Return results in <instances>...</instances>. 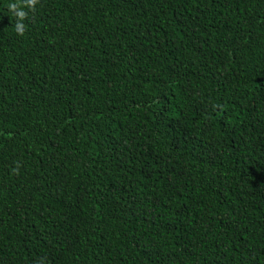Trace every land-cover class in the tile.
I'll list each match as a JSON object with an SVG mask.
<instances>
[{
  "label": "trees",
  "instance_id": "16d2710c",
  "mask_svg": "<svg viewBox=\"0 0 264 264\" xmlns=\"http://www.w3.org/2000/svg\"><path fill=\"white\" fill-rule=\"evenodd\" d=\"M0 0V264H264V0Z\"/></svg>",
  "mask_w": 264,
  "mask_h": 264
},
{
  "label": "clouds",
  "instance_id": "9594fccd",
  "mask_svg": "<svg viewBox=\"0 0 264 264\" xmlns=\"http://www.w3.org/2000/svg\"><path fill=\"white\" fill-rule=\"evenodd\" d=\"M22 4L24 6H20V4L16 2H10L8 4V8L12 11L13 15L17 17L15 31L19 35H23L25 30V25L23 23V19L27 15V12L25 11V6L29 10H34L37 4V0H22Z\"/></svg>",
  "mask_w": 264,
  "mask_h": 264
}]
</instances>
